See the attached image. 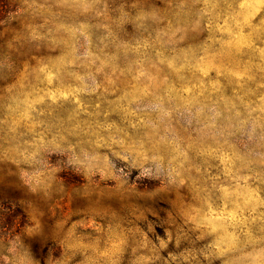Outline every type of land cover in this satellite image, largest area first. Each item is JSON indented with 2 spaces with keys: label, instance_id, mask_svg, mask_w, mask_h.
<instances>
[{
  "label": "clouds",
  "instance_id": "9594fccd",
  "mask_svg": "<svg viewBox=\"0 0 264 264\" xmlns=\"http://www.w3.org/2000/svg\"><path fill=\"white\" fill-rule=\"evenodd\" d=\"M0 264H264V0H0Z\"/></svg>",
  "mask_w": 264,
  "mask_h": 264
}]
</instances>
